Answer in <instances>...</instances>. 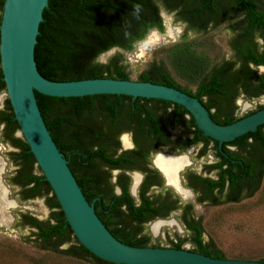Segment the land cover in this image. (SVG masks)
Instances as JSON below:
<instances>
[{
    "label": "trees",
    "instance_id": "obj_1",
    "mask_svg": "<svg viewBox=\"0 0 264 264\" xmlns=\"http://www.w3.org/2000/svg\"><path fill=\"white\" fill-rule=\"evenodd\" d=\"M2 2L0 0V11ZM137 5L139 11L136 10ZM160 9L172 13L175 20L182 22L183 32L179 41L166 50L170 68L161 62L150 64L138 74L136 80L175 87L196 97L211 119L219 124H227L246 115H236L232 101L242 91L247 95L264 94V75L257 74L250 67V64L264 65V44L257 46L254 41L256 37L264 35V0H57L44 19L47 26L38 55L43 77L53 81L96 77L129 79L127 65L123 63L120 52L113 54L105 63L97 62L95 58L110 48L131 50L134 42L142 39L150 28L162 32ZM223 23L231 33L228 40L230 57L212 64L204 51V40H187L186 31L201 35L209 27ZM191 85L194 86L193 90L188 88ZM1 90H4V83L0 72ZM158 106L136 105L132 100L63 105L38 94V108L44 124L67 160L85 199L91 202L96 197L92 203L98 218L116 239L131 246H151L150 236L141 232L142 222L151 218L145 214L151 209V201L142 195L145 186L144 191H140L141 204L135 205L128 193L126 176L119 173L116 182L111 183L109 170L121 169L125 161H130L128 153L140 155V146L144 142L165 138L163 126L166 120L185 127L187 143H208L185 110L161 105V114H157ZM166 107L170 110L165 115ZM250 112L247 111V114ZM185 114L188 118H184ZM2 115L15 125L13 128L18 129L7 98ZM127 125H132L133 131ZM129 129L135 147L126 154L122 152L114 156L119 145L117 134ZM152 132L155 134L150 135ZM17 141L31 171L21 183L31 184L24 191L27 196L45 195L50 209L43 221L23 217V223L34 228L31 235L38 246L58 249L86 258L92 264H101L73 236L27 144L21 138H17ZM239 148L249 150L258 158L253 163L243 159L239 165V176L234 175L233 164L228 162V166L218 173L216 181L207 180L209 186L217 187L220 194L224 186V173L229 174L226 194L231 198L221 200L216 196L213 203L238 202L244 196L252 195L259 187L264 172V130L256 139ZM221 163L217 166H221ZM33 168L37 169V173L33 172ZM245 178L250 180V188L239 196L238 183ZM114 186L119 187V194L113 193ZM184 223L190 230L193 250H204L206 255L216 258L224 257L212 242L202 241L199 218ZM139 230L140 237L136 238ZM181 242L178 240L171 247L180 248ZM62 244L67 246L60 249Z\"/></svg>",
    "mask_w": 264,
    "mask_h": 264
},
{
    "label": "water",
    "instance_id": "obj_2",
    "mask_svg": "<svg viewBox=\"0 0 264 264\" xmlns=\"http://www.w3.org/2000/svg\"><path fill=\"white\" fill-rule=\"evenodd\" d=\"M56 1L3 0L0 72L17 134L27 144L78 243L101 264H264L261 260L216 258L184 248L131 246L107 230L52 140L38 108V94L63 105L121 100L136 105H172L185 110L204 141L218 144L223 155L253 141L264 130V107L219 124L196 97L175 87L109 77L44 78L38 55L47 26L44 19ZM174 177L177 180V170Z\"/></svg>",
    "mask_w": 264,
    "mask_h": 264
},
{
    "label": "flooded vegetation",
    "instance_id": "obj_3",
    "mask_svg": "<svg viewBox=\"0 0 264 264\" xmlns=\"http://www.w3.org/2000/svg\"><path fill=\"white\" fill-rule=\"evenodd\" d=\"M254 41L257 46H261L262 44H264V35L262 37H256ZM250 67L257 74L264 75V65L250 64ZM239 96L245 99H252L264 97V94L260 93L257 95H247L243 91L238 93V95H236V97L232 101L233 105L235 106V108L233 109V112L235 114L237 111L236 99ZM4 106L5 100L0 107V184L6 191L4 194L5 199L7 201L13 202L15 205V199L18 201H25L33 198H42L43 203L48 210L47 215L44 219H38L37 217L29 214H20V223L26 225L28 228H30V230L33 231V227H31L27 223H23V217L28 216L30 218H34L37 221H43L47 218L50 209L48 208L45 202V195L41 194L27 196L24 191L31 184L29 183L22 185L21 183L26 180L31 171L29 170L26 158L23 155V149L18 143L19 141H17V138H21L20 136H17L18 129L13 128L15 125L13 126V123L5 119L2 115ZM160 106L156 108L157 114H161L159 113L161 112ZM262 106L264 107V103H258L248 111L253 112L257 109H260ZM169 110L170 108L166 107L164 109L163 114L166 115ZM245 113L247 115V112ZM184 118H188V115L185 114ZM127 126L133 131L132 125ZM182 126L183 125L177 123H170L168 120H166L163 126V132L166 133L165 138H156L152 141L144 142V144L140 146L142 150V153L140 155H130V153H128L130 152V150L132 151V149L135 147L134 141L132 139V131L130 129L120 131L117 134V140L119 142V145L115 149L114 156L118 154L120 155L122 152H125V154L128 153L127 158L131 160L125 161V164H123L121 169H110L109 180L111 183L116 182V176L119 173H122V175L126 176L128 180V193L133 198V202L135 203V205L141 204L140 191H144L143 188L146 186L145 192H142V195L146 196L151 201L149 205L151 209L145 211L146 216H151V218L146 219L142 222L143 229L141 230V232L143 231L149 235V233L145 231V226L149 222L154 221L153 223H156L157 221H171L159 220V218H166L169 216L170 213L176 212L177 218L181 226L183 227L185 234L183 236L177 235L175 239L169 240V245L164 247H171L172 243H175L178 240H182L179 245L180 248L188 249L190 251L206 255L204 250H193L194 247L192 246V243L189 239L190 230L184 222H191L197 220L199 215H196L194 212V207L196 205H217L218 203L212 202V200L216 196L219 197L221 200L228 197L231 198L226 194L228 188V173H224V186L220 194L218 193V188L215 186L210 187L207 180L216 181L218 179V173L221 171L222 168H226L228 166V162L233 164V170L234 172H236L234 175L239 176L238 170L241 161L243 159H247L251 160V163H253L257 160L258 155L254 156V154H252V152H249V150H240V148H237L223 155L218 144L214 145L213 143L209 142L205 144L201 141L187 143L186 140L188 139V133L185 131V127ZM143 130L147 129L143 128ZM124 134L129 138V142L131 143L130 145L124 146L122 144L121 136ZM154 134L155 133L152 132L150 135ZM216 151H218L219 153H217ZM157 157H160L162 159L173 160L176 162L177 160H179L180 164L175 169V171L177 170V180H175V177L173 178L174 182H170L168 180L165 172L156 163ZM220 162H222V165L217 166V164ZM252 173L254 175L256 174V170L254 168ZM136 179L137 181H135ZM249 182L250 180L245 178L241 183H238L239 196H242L249 190ZM154 188L158 189V191L152 192L151 189ZM119 192V187L114 186L113 193L119 194ZM249 196L251 195L244 196L242 199L247 198ZM13 197L14 199H12ZM185 198H187V200H185ZM93 200H96V197H93L90 203H92ZM233 202L234 201H227L226 203ZM153 223L150 225V231L153 234H156V232L161 226L168 225H161L157 229V231L154 232L152 230ZM135 236L136 238L140 237V230ZM201 239L203 242H206L202 237V233ZM185 242L189 243L190 246L188 248H185L183 246ZM151 246L160 245L151 244Z\"/></svg>",
    "mask_w": 264,
    "mask_h": 264
},
{
    "label": "rangeland",
    "instance_id": "obj_4",
    "mask_svg": "<svg viewBox=\"0 0 264 264\" xmlns=\"http://www.w3.org/2000/svg\"><path fill=\"white\" fill-rule=\"evenodd\" d=\"M159 13L163 24L162 32L150 28L142 39L134 42L131 50L111 48L100 53L95 61L105 63L113 54L120 52L123 56V63L127 65L128 77L131 80H136L138 74L150 64L161 62L170 68L166 50L179 41L184 24L175 20L172 13H167L162 9L159 10ZM150 31H154V34L158 36V42L146 46V39L151 34ZM186 36L187 40L193 39L196 40L195 42L204 40L203 42L206 43L204 51L212 64L230 57L228 40L231 33L227 29L226 23L214 28L209 27L201 35L198 32L186 31ZM179 83L184 84L180 80ZM193 87L191 85L188 88L193 90ZM5 98L6 93L1 90L0 107ZM258 103H264V97L245 99L239 96L236 99V115L247 112ZM33 172L37 173V169L33 168ZM151 191L157 192L158 189L154 188ZM15 202L16 205L6 208L4 216L0 218H3V222L0 221V264H92L86 258L72 256L58 249L40 248L38 242L31 235L32 230L20 223V214H29L38 219H44L48 210L42 198L25 201L15 199ZM194 212L199 215L203 239L212 242L213 246L225 258L264 259V172L259 187L253 195L235 203L196 205ZM159 220H171L174 224L159 226L156 234H153L150 231V225L154 221L149 222L145 226V231L151 236L149 243L164 247L169 245V240L175 239L177 235L185 234L176 212L170 213L166 218H159ZM66 246L67 244H62L59 248L64 249ZM183 246L188 248L190 245L185 242Z\"/></svg>",
    "mask_w": 264,
    "mask_h": 264
},
{
    "label": "bare ground",
    "instance_id": "obj_5",
    "mask_svg": "<svg viewBox=\"0 0 264 264\" xmlns=\"http://www.w3.org/2000/svg\"><path fill=\"white\" fill-rule=\"evenodd\" d=\"M169 31V30H168ZM151 32V31H150ZM168 33V32H167ZM170 34V33H169ZM147 36V35H146ZM147 42H146V46L148 45H151V44H154L156 41L158 42V36L154 34V31L151 32L150 35H148L147 37ZM121 141H122V144L124 146H127L129 145V142H128V139L125 135H122L121 136ZM156 163L158 164V166H160L162 168V170L165 172L166 174V177L168 178V180L170 182H174L173 181V178H174V171L176 169L177 166H179V160L176 161H173V160H169V159H162L160 157H157L156 158ZM137 181V179L135 180ZM5 189L1 186L0 184V218L4 216V211H6L5 209L8 208V207H13L15 206V204L11 201H7L5 199ZM0 221L3 222V218L0 219ZM164 224H173L172 221H168V222H163V221H159V222H156L153 226H152V230L154 232H156L157 228L161 225H164Z\"/></svg>",
    "mask_w": 264,
    "mask_h": 264
},
{
    "label": "clouds",
    "instance_id": "obj_6",
    "mask_svg": "<svg viewBox=\"0 0 264 264\" xmlns=\"http://www.w3.org/2000/svg\"><path fill=\"white\" fill-rule=\"evenodd\" d=\"M136 10L139 11V6L138 5L136 6Z\"/></svg>",
    "mask_w": 264,
    "mask_h": 264
}]
</instances>
